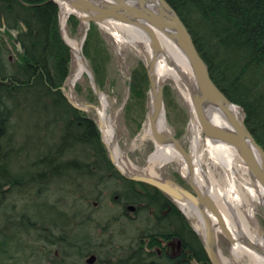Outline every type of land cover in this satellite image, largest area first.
Returning a JSON list of instances; mask_svg holds the SVG:
<instances>
[{"label":"trees","instance_id":"1","mask_svg":"<svg viewBox=\"0 0 264 264\" xmlns=\"http://www.w3.org/2000/svg\"><path fill=\"white\" fill-rule=\"evenodd\" d=\"M166 2L190 33L212 81L240 109L246 127L264 150V0ZM58 14L53 0H0V195L5 186L17 190L30 185L41 191L51 182L73 176H85L94 186L120 184L117 202L151 209L155 224L140 230L122 256L103 264H210L199 237L176 205L156 188L124 178L106 155L96 124L63 95L72 53L62 39ZM81 25L75 15L68 16L69 34ZM3 36L16 54L13 63L3 56ZM81 49L102 90L110 52L97 24L89 23ZM147 89L146 73L139 66L131 72L130 99L125 105L126 112L133 102L138 107L135 130L145 117ZM19 116L24 120L21 133L12 123ZM26 154L30 171L24 176L9 174L8 161ZM56 215L37 220L24 212L15 220L10 218L1 230L10 234L0 240V264H19L21 233L40 231L41 239L50 245L67 244L70 219L64 212ZM52 229L58 231L54 240L48 238ZM171 239L181 248L175 257L161 248V241ZM80 249L81 255L89 250Z\"/></svg>","mask_w":264,"mask_h":264},{"label":"rangeland","instance_id":"2","mask_svg":"<svg viewBox=\"0 0 264 264\" xmlns=\"http://www.w3.org/2000/svg\"><path fill=\"white\" fill-rule=\"evenodd\" d=\"M81 22V27L73 35L67 32L65 24L66 33L79 41L86 30V23ZM100 30L104 35L106 46L110 52V60L107 65L106 77L101 93L105 96L108 103H110L111 113L114 115V120L116 121L117 139L122 153L130 160L134 167V173L144 175L142 172L147 158L154 149L153 143L150 140H141L138 136L142 131L144 123L147 122L149 124L147 114L149 111L150 86L146 72V62L133 47L126 43L116 42L110 34L101 28ZM3 39L6 47L3 56L6 61L13 63L16 54L9 44L7 37L3 36ZM139 66H142L146 73L148 89L145 101V117L141 121L139 129L135 130L136 123L134 122V118L138 116V107L133 102L128 113L125 111V105L130 99L131 72L138 69ZM74 69L75 64L72 55L68 78ZM67 79L61 88L67 100L80 107L96 105V98L94 97L87 74H84L72 86ZM162 89L163 110L169 131L187 152L189 149L188 137L190 135L189 108L172 81H165L162 84ZM81 112L96 124L101 142L109 158V152L103 143L94 109L88 107ZM241 115L243 118L242 112ZM21 116H19L20 120L18 119L20 122L16 119L12 121L17 133H21L23 130L22 121L24 120H22L23 116ZM17 123L20 124L17 125ZM134 130L136 132L132 134ZM18 141L21 142L20 137H18ZM24 157H28L27 154L22 155V157L11 158L8 161L9 174L12 176H16L15 174L24 176L27 171H30L28 168L30 163ZM112 164L120 173L121 171L115 163ZM213 170L215 177L219 178L218 171L216 169ZM35 171L34 169L33 172ZM156 173L160 175L161 181L170 180L176 186L187 191L190 190L175 163H170L156 169ZM28 177L29 175L23 178ZM25 186L22 185L17 190L8 186L2 189L0 195V240L4 234H10V231H1L6 226L5 223L10 218L14 220L19 218L24 212L37 220L56 218L57 212H64L70 219L69 224L71 227L67 233L69 237L68 243L63 246L50 245L47 240L41 239L40 231L33 230L28 233H21L20 248L22 247L23 251L17 257L19 264H86V259L90 255L96 257V262L93 264H103L102 262L105 260L111 261L122 256L135 243L136 236L140 230L142 231L146 226L155 224L151 209H146L140 204H129L127 206L134 205L133 207L136 208L135 211H130L126 210V206L117 202L116 197L120 193V184L106 183L94 186V182L86 179L85 176H73L69 181L64 178L58 184L51 182L41 191L37 187ZM134 189L142 192L140 187L135 186ZM170 200L180 211L178 204L172 199ZM255 219L260 228L263 229L264 220L259 206H256ZM186 221L191 226L188 219ZM45 227H48V225ZM191 228L193 229L192 226ZM57 235L58 231H53L52 229L48 238L54 240ZM80 247H87L89 250L87 252L83 251V255H81L79 252L81 250ZM161 248L169 255H176L181 251L180 244L176 239L161 241ZM156 251L160 252L159 249H156ZM216 253L221 264L222 260L226 261L225 264H232L230 263L232 259V242L227 236L222 234L216 235ZM238 263L247 264V257L241 254L238 258Z\"/></svg>","mask_w":264,"mask_h":264},{"label":"bare ground","instance_id":"3","mask_svg":"<svg viewBox=\"0 0 264 264\" xmlns=\"http://www.w3.org/2000/svg\"><path fill=\"white\" fill-rule=\"evenodd\" d=\"M146 5L156 10L157 0H143ZM59 6L60 25L63 37L70 46L75 69L67 79L72 86L84 74H89L88 61L82 54V39L79 41L70 37L65 31V24L69 14H76L85 20L86 16L77 13L65 0H56ZM86 23L85 21H83ZM99 27L110 34L116 42L126 43L145 59L149 70L151 87L149 89V111L153 112L155 97L165 81H172L179 91L183 101L189 108V149L184 157L169 140L165 143L155 141L151 127L146 122L141 133V140H150L154 149L147 158L143 174L156 179L160 175L156 169L175 163L180 175L185 180L194 182L199 192L209 199L216 208L219 219L207 211L215 231V235L222 234L232 242V259L230 263L239 264L241 254L247 257V264H264V228H260L255 219L256 206L264 207V189L254 179L245 167L236 150L223 142L206 137L200 128L192 105V94L196 89L195 80L189 64L179 48L164 33L156 28L146 26L140 28L119 20L101 21ZM156 41L157 47L153 45ZM99 106L93 108L97 117L103 143L109 149L117 168L125 175L134 173L130 160L122 153L118 143V131L114 115L111 113L110 103L103 94L98 96ZM206 118L213 124L229 128L223 115L211 104H206ZM232 112L238 119L242 118L237 106H232ZM156 127L161 133L171 137L168 124L161 107L156 118ZM216 169L219 178L215 177ZM193 229L204 239L199 207L182 199L175 201ZM226 261L222 260V264Z\"/></svg>","mask_w":264,"mask_h":264},{"label":"water","instance_id":"4","mask_svg":"<svg viewBox=\"0 0 264 264\" xmlns=\"http://www.w3.org/2000/svg\"><path fill=\"white\" fill-rule=\"evenodd\" d=\"M56 2V0H53ZM68 4L77 12L86 16L85 20L81 17L75 15L79 20L85 21L87 28L82 37V42L84 41L86 31L90 22L99 25L101 21L107 20H119L135 24L140 28L147 29L146 26L156 28L157 30L164 33L169 37L172 42L179 48L183 56L185 57L191 72L193 74L196 89L192 94V105L194 109L195 116L200 125L202 133L213 140H217L228 144L233 147L238 153L240 159L242 160L245 167L252 174L254 179L262 186L264 189V150L256 142L255 138L251 132L246 127L244 117L238 119L236 115L232 112V106H236L231 103L223 92L215 85L209 74V69L205 61L199 54L190 33L187 28L177 15V13L172 9V7L166 2V0H157V9L154 10L145 4L143 0H65ZM57 4V2H56ZM58 5V4H57ZM59 7V6H58ZM60 11V10H59ZM70 15V14H69ZM59 30L63 41L66 43L63 37L62 27L60 25V17L58 14ZM82 45V44H81ZM153 45L157 47L156 41L153 40ZM72 52V51H71ZM89 74L87 77L90 80L92 91L94 97L96 98V105H85L78 106L75 103L68 101V103L75 109L79 111H84L88 107H98V96L101 93V88L98 84L95 73L88 64ZM146 72L148 76L149 86L151 87V80L149 77V70L146 66ZM150 89V88H149ZM162 87L159 88L158 94L155 97L153 112L148 116L149 126L153 137L158 143H165L171 140L176 149L184 156L187 157V153L184 148L179 144V142L171 135L168 137L166 134L161 133L156 127V118L161 107L163 108L162 100ZM211 104L217 108V110L223 115L224 119L229 125V128H223L211 123L205 115V105ZM108 149V148H107ZM109 159L112 163L113 157L108 149ZM125 178L149 185L156 188L161 193H163L168 198L173 201L185 199L195 206L199 207V213L204 228V239H202L198 233L203 250L210 264H221L217 253H216V235L214 227L207 216V211L212 212L218 220L219 214L216 212L215 206L212 202L205 198L199 190L195 187L194 182L186 180L190 190H184L181 187L176 186L170 180L161 181L150 176L132 173L130 175H124ZM130 211H134L133 206H129ZM263 220H264V207L260 206ZM181 211V210H180ZM183 214V212L181 211ZM185 217V215L183 214ZM186 219V217H185ZM187 220V219H186ZM95 256L90 255L86 259V264H93L95 261Z\"/></svg>","mask_w":264,"mask_h":264},{"label":"flooded vegetation","instance_id":"5","mask_svg":"<svg viewBox=\"0 0 264 264\" xmlns=\"http://www.w3.org/2000/svg\"><path fill=\"white\" fill-rule=\"evenodd\" d=\"M128 207H129V206H126V210H129ZM134 211H135V209H134ZM157 254L160 255L161 252L158 251ZM167 254H168V253H167ZM178 254H179V253H178ZM178 254H176V255H178ZM168 255H169V254H168ZM176 255H169V256H170V257H175ZM95 258H96V257H95ZM94 262H96V259H95Z\"/></svg>","mask_w":264,"mask_h":264}]
</instances>
